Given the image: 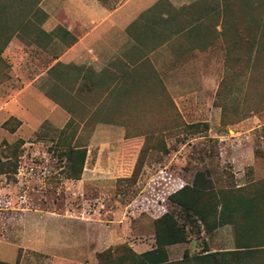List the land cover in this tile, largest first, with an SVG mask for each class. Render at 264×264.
Listing matches in <instances>:
<instances>
[{
    "label": "rangeland",
    "instance_id": "rangeland-1",
    "mask_svg": "<svg viewBox=\"0 0 264 264\" xmlns=\"http://www.w3.org/2000/svg\"><path fill=\"white\" fill-rule=\"evenodd\" d=\"M39 1L0 0V30L10 42L35 40L44 16ZM209 1L190 8L195 25L184 38L199 52L179 78L163 63L164 83L147 73L146 85L116 86L122 71L90 84L58 67L56 82L44 89L71 115L61 135L48 123L46 133L26 138L10 131L16 122L0 125V261L117 264L130 244L154 246V221L163 214L184 222L168 197L196 174L210 187L205 210L263 189L264 0ZM8 45L0 84L10 68L2 57ZM70 148L86 150L79 180L70 177ZM200 228L199 235L188 232L192 259L187 251L170 264H197L204 250L229 254L244 237L239 222ZM236 254L210 264H264V249Z\"/></svg>",
    "mask_w": 264,
    "mask_h": 264
},
{
    "label": "crops",
    "instance_id": "crops-1",
    "mask_svg": "<svg viewBox=\"0 0 264 264\" xmlns=\"http://www.w3.org/2000/svg\"><path fill=\"white\" fill-rule=\"evenodd\" d=\"M208 2L41 0L39 8L45 18L36 22L42 33L33 41L26 39L27 46L14 39L2 54L10 68L0 84V125L14 118L19 126L13 133L26 138L46 133L44 124L48 123L53 132L60 130L59 137L71 115L48 98L44 89L56 82L58 67L68 74L79 72L90 84L105 75L118 78L122 71L127 74L118 78L116 86L146 85L147 73L163 82L159 69L163 63L173 65L179 78L188 56L199 52L184 38L194 30L191 9ZM12 84L17 87L13 89ZM130 246L140 255L152 250L155 240L150 249L141 244ZM194 247V241L167 246L168 262L182 260L187 251L192 259Z\"/></svg>",
    "mask_w": 264,
    "mask_h": 264
},
{
    "label": "trees",
    "instance_id": "trees-1",
    "mask_svg": "<svg viewBox=\"0 0 264 264\" xmlns=\"http://www.w3.org/2000/svg\"><path fill=\"white\" fill-rule=\"evenodd\" d=\"M21 28L22 26L19 24L18 29ZM18 29L16 32L19 31ZM37 31L42 33L39 28H37ZM11 38L8 35L6 36L4 31L0 30V41L2 42L0 54L8 45ZM28 40L31 41L29 38ZM11 120L16 122V126L10 130L13 132L19 126V122L14 118L8 119L2 126L7 127V124ZM65 155L67 157V164L69 165L70 177L74 180H79L83 172L86 150L82 148H70L65 152ZM202 177V175L196 174L191 185L187 184L183 186L168 197L171 204L178 207L180 212L188 219V224H192L189 226L190 228H186V219L183 223H179L175 215L165 213L154 221L155 247L140 255L135 254L129 249L131 254L126 256L121 255L117 259V264H170L168 262L166 247L178 243H186L188 241V232L194 230L196 231L194 233L199 235L201 233L200 227L209 232L227 224L236 227L237 222L243 224L241 235H244V237L236 240V250L229 252V254H218V252L210 254L208 250H204L207 254L201 255L202 258L199 259L197 264H210V260L219 255L223 257L229 255L237 256L236 253L248 254L250 251L264 249V186L263 189H255L251 197L244 198L242 195L235 196L232 194L231 201L227 200L224 204H215L210 210H205L201 204V200L210 191V187L207 184L199 183L202 181ZM210 217L215 218L213 227L209 226L211 222L208 218ZM0 264L11 263L0 261Z\"/></svg>",
    "mask_w": 264,
    "mask_h": 264
}]
</instances>
